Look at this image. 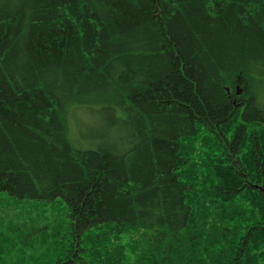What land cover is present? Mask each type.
<instances>
[{
  "label": "trees",
  "instance_id": "obj_1",
  "mask_svg": "<svg viewBox=\"0 0 264 264\" xmlns=\"http://www.w3.org/2000/svg\"><path fill=\"white\" fill-rule=\"evenodd\" d=\"M262 188L264 0H0V264H264Z\"/></svg>",
  "mask_w": 264,
  "mask_h": 264
},
{
  "label": "rangeland",
  "instance_id": "obj_2",
  "mask_svg": "<svg viewBox=\"0 0 264 264\" xmlns=\"http://www.w3.org/2000/svg\"><path fill=\"white\" fill-rule=\"evenodd\" d=\"M106 133L107 127L95 126V117L90 113L78 114L75 119L71 117L69 138L75 147L93 146L96 138ZM41 214L52 224L60 222V216L51 206H45L44 203L32 200H19L8 194H0V230L13 225V227L24 224L32 225L40 221Z\"/></svg>",
  "mask_w": 264,
  "mask_h": 264
},
{
  "label": "water",
  "instance_id": "obj_3",
  "mask_svg": "<svg viewBox=\"0 0 264 264\" xmlns=\"http://www.w3.org/2000/svg\"><path fill=\"white\" fill-rule=\"evenodd\" d=\"M262 190H264V189L262 188Z\"/></svg>",
  "mask_w": 264,
  "mask_h": 264
}]
</instances>
